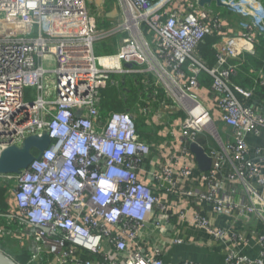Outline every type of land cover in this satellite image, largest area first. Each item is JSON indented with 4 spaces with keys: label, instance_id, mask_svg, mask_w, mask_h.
Masks as SVG:
<instances>
[{
    "label": "built area",
    "instance_id": "built-area-1",
    "mask_svg": "<svg viewBox=\"0 0 264 264\" xmlns=\"http://www.w3.org/2000/svg\"><path fill=\"white\" fill-rule=\"evenodd\" d=\"M111 1L119 17L104 30L88 0H0V157L27 137L50 138L27 169L0 175L17 202L15 213L0 211V235L18 227L26 264H164L169 244L191 242L216 246L227 264H264V146L250 142L264 135V112L255 89L234 82L264 42V6ZM47 19L68 33L44 35ZM120 33L115 53L95 55L96 42ZM207 37L217 39L213 66L198 55ZM122 73L142 75L153 99L139 113L162 128V142L138 134L136 112L102 109V91ZM203 74L212 80L205 103ZM28 88L35 99L26 102ZM193 143L211 159L209 171L200 170ZM252 244L254 258L244 253Z\"/></svg>",
    "mask_w": 264,
    "mask_h": 264
},
{
    "label": "crops",
    "instance_id": "crops-1",
    "mask_svg": "<svg viewBox=\"0 0 264 264\" xmlns=\"http://www.w3.org/2000/svg\"><path fill=\"white\" fill-rule=\"evenodd\" d=\"M88 1L92 7L98 9V11L101 13V17H105L104 21L107 20L112 23L117 22L118 17H119V12H118L119 8L116 3H113L111 0H88ZM255 3L259 4L258 7L255 6L258 9L264 6V0H255L253 2V5ZM234 25H235V17H232V21L227 22V26H229V29H231L232 27H234ZM107 55H110V54H107ZM124 66L125 65H123V67ZM138 76L141 77L142 75H134L132 76V78L138 77ZM245 76L248 79H252L254 81V86L252 88L255 89V94H256L255 103L261 109V111L264 112V70L259 69L258 67L256 68L252 66V69H250L248 73H245ZM204 82H203V87L201 88V91L199 92V95L203 103L207 102L209 98L212 96L211 90H210L211 84L210 86H207L206 84H204ZM139 102H141L145 106V102H142V101H139ZM139 102L135 106H133L132 111L138 112L137 114L143 117V115H140L139 113L141 112L140 110L141 103ZM165 112L166 111L164 110V113ZM182 117H185V115H182L181 118ZM140 118L141 117H139V119ZM169 118L170 117L168 116L164 122L168 124L167 121ZM175 124H177V122H175ZM149 125L154 126L155 124L150 120ZM159 128L155 127L156 132L154 131V133H156V135H158ZM160 130H162V128ZM221 134H222L223 142L227 144L230 141L228 133L225 130H221ZM143 137L144 139H146L152 144H157V143L162 142V140H164V139L159 138L158 136H157L158 137L157 140H151L147 136L146 137L143 136ZM250 142L253 148L258 147V146H264V135L262 137H251ZM0 193H1L0 201H1L3 211L5 213H15L17 202L15 199L14 193L11 190L3 186L2 188H0ZM248 236H250V234H248ZM14 238L19 242L23 251L25 250L28 251L29 246L28 247L26 246V243L23 239V235L21 234V232H16L14 235ZM159 240L161 241L162 244L164 242L166 245H168V241H166L165 239L164 240L159 239ZM208 245L205 246V245H202L196 242H191L186 245L185 244L184 245L169 244L164 251V255H163L164 264H178L181 261H191V262L198 263V264H227L224 259L225 255L223 251L217 249V247L214 245L212 246H208ZM244 253L248 255L249 257L254 258L258 256L259 248L256 245L252 244V246L247 248L244 251Z\"/></svg>",
    "mask_w": 264,
    "mask_h": 264
},
{
    "label": "rangeland",
    "instance_id": "rangeland-1",
    "mask_svg": "<svg viewBox=\"0 0 264 264\" xmlns=\"http://www.w3.org/2000/svg\"><path fill=\"white\" fill-rule=\"evenodd\" d=\"M254 6L258 7L259 4L255 3ZM215 8V6L213 7ZM217 10L226 13V10L223 8H217ZM100 27L104 30H109L113 25L110 21H105V24H102V19H99ZM29 28H32V23L26 22ZM104 26V27H101ZM68 33L67 25L60 23L59 20L47 19L43 24V34L46 36H57L61 37ZM126 36V34L120 33L115 37L100 40L95 43V55L103 56L107 54L115 53L117 48L121 43V38ZM45 65L49 70H53L55 68V61L51 57H47L45 59ZM143 77L138 76L132 78L131 74H114L112 75V84L110 87L113 89V94L115 95L113 98L116 100L117 104L122 105L125 108V112H132L133 106H135L139 101L142 102H151L153 97L150 93L146 91V89L141 84ZM47 89L51 92V99H55L56 97V76L54 73H50L47 81ZM35 99V93L33 89L28 88L24 91V100L26 102L33 101ZM141 103V102H139ZM141 107H144V104L141 103ZM138 113V112H136ZM138 120L136 121V128L138 134L144 138L143 136H147L151 140H157V135L154 133L155 127L151 126L147 123L146 117L138 116ZM139 117H141L139 119ZM174 115H171L170 118H174ZM143 136H142V135ZM0 211L4 213L2 209V205L0 204ZM15 232L19 231L18 227L14 226ZM0 252L9 260L16 264H25L27 262V253L22 250L19 242L14 238L13 235H10L8 231L2 233L0 235Z\"/></svg>",
    "mask_w": 264,
    "mask_h": 264
},
{
    "label": "water",
    "instance_id": "water-1",
    "mask_svg": "<svg viewBox=\"0 0 264 264\" xmlns=\"http://www.w3.org/2000/svg\"><path fill=\"white\" fill-rule=\"evenodd\" d=\"M50 145L48 134L42 136H30L24 141L22 147H10L4 150L0 157V175L18 174L27 169L35 160V152L44 153ZM191 152L195 156L196 162L202 172H207L211 168V159L205 150L198 144H191ZM0 264H16L6 258L0 252Z\"/></svg>",
    "mask_w": 264,
    "mask_h": 264
},
{
    "label": "trees",
    "instance_id": "trees-1",
    "mask_svg": "<svg viewBox=\"0 0 264 264\" xmlns=\"http://www.w3.org/2000/svg\"><path fill=\"white\" fill-rule=\"evenodd\" d=\"M216 41L217 39L214 37H207L204 43L198 49L199 57L206 61L209 66H213L215 64V50L213 47L216 44ZM246 59L247 64L249 65H244L241 67L240 73L234 79V82L242 87L252 88L254 86V81L252 79H248L245 76V73H248L249 70L252 69V66L264 70V43H261V45L257 47L256 56L246 55ZM202 79L203 81H205L204 84L210 86L211 78L207 76V74H203ZM114 96L115 95L113 94V89L110 86L102 91V109L107 114H110L112 112H125V108L122 105L117 104L116 100L113 98ZM26 253L28 254L27 258H29V251H26Z\"/></svg>",
    "mask_w": 264,
    "mask_h": 264
}]
</instances>
